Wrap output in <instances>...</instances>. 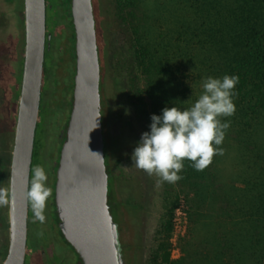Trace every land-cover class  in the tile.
<instances>
[{
    "label": "trees",
    "instance_id": "1",
    "mask_svg": "<svg viewBox=\"0 0 264 264\" xmlns=\"http://www.w3.org/2000/svg\"><path fill=\"white\" fill-rule=\"evenodd\" d=\"M114 1L127 43V105L142 133L152 114L191 106L206 77L240 78L236 111L221 117L230 123L217 146L223 154L202 171L185 160L179 173L199 206L189 211L181 254L169 258L175 195L154 231L148 264H264V0Z\"/></svg>",
    "mask_w": 264,
    "mask_h": 264
},
{
    "label": "water",
    "instance_id": "2",
    "mask_svg": "<svg viewBox=\"0 0 264 264\" xmlns=\"http://www.w3.org/2000/svg\"><path fill=\"white\" fill-rule=\"evenodd\" d=\"M70 11L75 36V71L69 116L59 134V155L54 162V206L63 237L83 264H125L117 250L116 224L107 203V161L103 154L99 94L101 74L92 0H71ZM23 22L24 58L7 184L14 196L7 205V246L1 264H24L27 254V219L33 212L25 193L31 182L43 57L49 39L45 31L44 0H24Z\"/></svg>",
    "mask_w": 264,
    "mask_h": 264
},
{
    "label": "rangeland",
    "instance_id": "3",
    "mask_svg": "<svg viewBox=\"0 0 264 264\" xmlns=\"http://www.w3.org/2000/svg\"><path fill=\"white\" fill-rule=\"evenodd\" d=\"M14 5H18L17 0H15ZM92 9L94 18H97L95 20V30L98 60L100 67L102 66L100 74L102 73V78L105 77L104 82H101V86L99 84L104 158L108 162L106 155L107 152H111L110 148L112 147L114 153L109 157V162L114 176L121 182L128 180L134 192L133 194L131 193V204H124L127 206L126 210L122 206L123 209L120 212L121 219L117 220L116 209L113 210V207L109 208L116 227L120 225L119 227L121 228L120 235H118V241H120L118 252L125 264H148L150 249L155 245V241L153 240L154 231L165 210L169 208L172 198L177 195V201L180 202L182 200L186 212V223L183 234L178 237L174 246L170 242V239H168L169 258L172 260L177 259L181 254L180 241L188 229V215L189 211H192L191 206H193L192 209H199V206L191 205L196 204L193 200L191 189L183 187L178 181L176 183H167L169 185L167 187L164 183L165 181H162L156 174L149 175L144 170L135 166L133 152L141 139L142 131L133 116L131 107L127 105L126 96L129 94L126 76V61L128 60L127 43L124 41L121 32L122 27L119 25L116 17L114 0H92ZM16 30L17 23L15 24V21H13L10 27L11 42L8 47L9 51H12V47L17 45ZM69 42L66 40L65 46ZM5 52L6 47L0 41L1 61L4 60L2 56L5 55ZM16 66H18V62L17 65L13 62V66L8 63L7 67L0 69V80L4 85L2 99L6 100L5 107L8 106L7 112H4V109H0V188L5 189L8 184L9 160L17 109L18 93L16 91L13 94V87L15 86L18 91L20 87L19 84L15 83L16 76L14 74ZM68 67L69 65L65 67L63 64L58 68L54 76L56 80H63V85H59L60 89L57 91L59 94L57 92L54 93V97L56 96L53 103L54 108L52 109L56 115L54 123L48 124L47 119L44 118L43 111H40L34 134L36 150L33 147L35 155L31 164V178L35 165L40 164L44 166L48 177L47 186L51 188L52 193L55 177L53 164L57 160L60 148L59 134L69 116L67 100L70 97L71 91H66V76L67 74L70 75V67L69 73ZM49 78L51 79V75L48 71L47 79ZM180 108L184 109L183 104ZM108 139H111L112 143ZM107 197V203L110 199L113 202V195L109 196V192L107 193ZM48 203L50 202L47 200ZM124 215H126L125 219H123ZM129 215L134 216V218L130 220ZM174 215L173 209L170 218L171 231L169 238L172 235ZM30 232H32L31 228ZM6 236L7 226L0 223V248L5 243ZM135 247L137 248V252L135 251Z\"/></svg>",
    "mask_w": 264,
    "mask_h": 264
},
{
    "label": "flooded vegetation",
    "instance_id": "4",
    "mask_svg": "<svg viewBox=\"0 0 264 264\" xmlns=\"http://www.w3.org/2000/svg\"><path fill=\"white\" fill-rule=\"evenodd\" d=\"M18 5L15 4V0H0V41L6 47L5 55L2 56L3 61L0 60V69H4L8 66V63L13 66V62L16 66L15 76H18L17 84L20 85L23 58H24V0H17ZM71 0H44V10H45V31L49 33V39L46 40L48 43L47 48H45L43 65H42V79L41 88L39 96V111H43L44 118L47 119V123L51 125L54 123L55 114L53 103L55 102L54 93L59 91L60 86L63 85V80H56L54 78L58 68L63 64L65 67L69 65L70 75L66 76V91H71L70 97L73 89V79L75 71V58H74V29L72 24V17L70 11ZM17 23V45L12 47V51H9L10 46V27L12 22ZM68 31V33H67ZM66 34V37H65ZM66 40L70 41L66 44ZM15 42V43H16ZM58 52V53H57ZM64 52V53H63ZM17 61V62H16ZM68 67V73H69ZM50 72L51 79H47V73ZM101 71V69H100ZM13 72V71H12ZM11 72V73H12ZM69 75V77H68ZM102 79L100 81L101 86ZM20 89V87L18 88ZM4 90V85L0 80V109H4L7 112L8 109L5 107L6 100L2 99V93ZM59 94V92H57ZM56 94V95H57ZM69 95V93H68ZM70 97L67 100V107L70 111ZM9 101V99H8ZM8 104V102H7ZM58 115V114H57ZM69 115V114H68ZM14 133V131H13ZM13 140V138H12ZM112 143L111 139H108ZM107 140V141H108ZM34 143L36 145V140L34 138ZM34 148L36 150V147ZM111 152H107L108 162L105 166L106 179H107V193L109 196L113 195L112 199L108 200V208L113 207L116 209L117 220L121 219V210H126L124 204L130 205L133 188L128 182V180L121 182L116 179L112 166L109 162V157L114 153L112 147ZM120 149V146H119ZM118 149V150H119ZM35 153V152H34ZM104 154V152H103ZM58 158V157H57ZM54 173H55V167ZM7 189V188H6ZM109 190V191H108ZM132 193V194H131ZM54 199V197H53ZM108 199V197H107ZM111 202V203H110ZM54 203V201H53ZM116 205H118L116 207ZM110 210V209H109ZM7 206L0 207V223L7 226ZM46 220L43 224L39 221L33 223L34 214L28 217V232L26 242V257L24 264H83L81 257L75 252V249L64 239L63 233L60 228V219L58 217V212L54 204H47L45 209ZM127 215V214H126ZM123 219H125V216ZM130 220L134 216L129 215ZM113 221V219H112ZM114 222V221H113ZM133 222V221H132ZM116 227L117 230V250L120 248V241H118V235H120L121 228ZM30 228L32 232H30ZM43 233V235H38ZM7 246V236L6 241L0 248V264L2 263V253ZM27 261V263H26Z\"/></svg>",
    "mask_w": 264,
    "mask_h": 264
},
{
    "label": "clouds",
    "instance_id": "5",
    "mask_svg": "<svg viewBox=\"0 0 264 264\" xmlns=\"http://www.w3.org/2000/svg\"><path fill=\"white\" fill-rule=\"evenodd\" d=\"M239 79V75L206 77L202 94L190 107H165L162 115L152 114L150 131L142 133L133 152L135 166L169 183L183 178L179 173L184 169L185 160L191 161L197 171L209 166L214 155L223 154V149L217 146L222 144L230 123L222 122L221 117L232 116L236 111L233 90ZM95 124L97 127L96 121ZM32 171L25 195L34 214L33 223L43 224L52 190L47 186L44 166L37 164ZM12 196L10 188H0V207L9 205Z\"/></svg>",
    "mask_w": 264,
    "mask_h": 264
},
{
    "label": "built area",
    "instance_id": "6",
    "mask_svg": "<svg viewBox=\"0 0 264 264\" xmlns=\"http://www.w3.org/2000/svg\"><path fill=\"white\" fill-rule=\"evenodd\" d=\"M174 214L172 235L169 238L173 246L176 244V240L178 239V237L181 236L185 230L186 212L184 210L182 200H180V202H178L177 206L174 208Z\"/></svg>",
    "mask_w": 264,
    "mask_h": 264
}]
</instances>
